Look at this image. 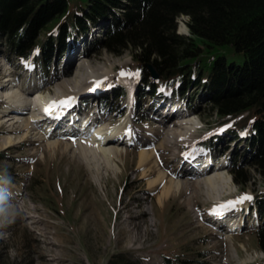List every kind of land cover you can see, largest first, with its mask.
<instances>
[{
  "label": "rangeland",
  "instance_id": "374dc122",
  "mask_svg": "<svg viewBox=\"0 0 264 264\" xmlns=\"http://www.w3.org/2000/svg\"><path fill=\"white\" fill-rule=\"evenodd\" d=\"M187 17L186 14L176 17L178 33L188 34ZM99 30H92L86 38L70 40L66 51L73 49L63 61L51 63L45 74L36 69L37 52L34 59L21 61L7 57L0 42V140L6 135L15 140L8 145L0 144V201L7 199L8 207L28 205L27 212L37 220L23 219L25 212L19 215L13 208L9 211L0 208V264H107L116 253L133 258L136 264H167L164 254L171 252L188 260L176 262L179 264H261L264 250L257 246L254 234L248 231L255 222L256 211H250L248 204L264 189V175L245 163L250 150L244 145L243 133L236 136L238 128L231 126L232 120H220L212 112L206 95L201 90L197 94L193 84L188 86L184 98L179 91H162L153 98L143 93L137 64L128 49L116 55L92 43L93 38L101 35ZM149 71L156 75L154 68L150 67ZM129 72L132 74H127ZM62 79L67 84L58 89ZM99 82L103 87L97 88ZM39 87L40 90L34 91ZM8 88L42 105L59 101L65 94L62 97L75 95L70 102L75 103L84 116H95L111 133L117 130L120 133L126 125L124 120H128L130 128H152L156 118L163 121L167 111L173 112L170 116L177 115L173 118L175 121L180 120V113H187L193 126L178 127L177 131L185 137L173 136L167 148L156 151L162 157L156 169L172 170L179 173L181 180H189L200 174L198 163L205 161L206 164L208 159L207 167H218L216 169L229 177V185L217 183L210 190L200 183L197 199H191L181 186L158 203L156 195L161 184L154 189L147 188L146 179L139 176L136 168L138 147L133 144L118 142V165L112 163L109 168H97L91 156H83L76 148L78 140L85 141L83 135L56 132L49 135L43 132L47 127L42 121L37 123L38 127H28L27 132L17 123L10 124L16 130L2 129L15 118L22 119L40 111L31 107V110L11 113L13 118L4 121L2 114L9 107L3 93ZM122 88L126 93L124 97H120ZM103 95L108 106L101 102ZM20 97L14 99L15 104L20 105L23 98ZM61 113V116L67 114ZM124 132L120 135H125ZM215 136L217 141H212ZM48 139L59 142L55 148L48 147L44 144ZM160 139L158 135L155 144ZM194 152L199 156L190 160L193 161L190 165L186 155ZM234 160L235 167L249 175L243 185L229 174L228 168ZM153 161L151 156L150 164ZM190 167L192 169H188ZM184 170L189 173L183 174ZM243 193L251 194V199L232 206L226 203ZM219 205H225L228 213H241L239 220L234 218L229 223L235 226V230H227L229 234L224 231L227 225H218V221L211 218ZM127 207L138 215L134 218V223H139L136 238L127 232L129 225L124 222L130 214ZM199 249L201 252L196 253Z\"/></svg>",
  "mask_w": 264,
  "mask_h": 264
},
{
  "label": "trees",
  "instance_id": "16d2710c",
  "mask_svg": "<svg viewBox=\"0 0 264 264\" xmlns=\"http://www.w3.org/2000/svg\"><path fill=\"white\" fill-rule=\"evenodd\" d=\"M180 14L188 16V34L176 31ZM96 28L95 45L116 55L129 50L143 91L171 87L184 95L191 84L203 91L220 120L245 132V163L264 175V0H0L3 51L22 61L37 52L44 74L70 40ZM235 165L230 174L243 185L249 175ZM254 197L260 222L249 231L264 250V189ZM172 253L164 254L167 264L188 261ZM136 263L116 253L107 264Z\"/></svg>",
  "mask_w": 264,
  "mask_h": 264
},
{
  "label": "bare ground",
  "instance_id": "6f19581e",
  "mask_svg": "<svg viewBox=\"0 0 264 264\" xmlns=\"http://www.w3.org/2000/svg\"><path fill=\"white\" fill-rule=\"evenodd\" d=\"M185 15V14H183ZM94 30V29H93ZM70 43V41L67 43L66 45V49L68 47V44ZM34 59L32 56L28 59ZM28 60H23V61H28ZM77 60V58H76ZM22 61V60H21ZM79 61V60H78ZM77 61V62H78ZM101 76H99L98 78H100ZM5 80H9V78H6ZM98 80V79H97ZM65 79H62L60 81V83L58 84V89H61L64 85H66L67 83L65 82ZM100 84L97 86V88L99 87H103V83L99 82ZM102 85V86H100ZM13 85H11L12 87ZM41 87L34 89V91L36 90H40ZM90 90V89H89ZM5 98H7L8 100V107L6 108L3 112L2 115H5L4 121H7L9 119H12L13 117H11V113L16 112V113H20L22 110H34L35 108H39V110L42 108V112L39 111V113H37L36 115L33 114H29L26 117L19 119V118H15L13 120H11V122L7 125V126H2L1 128H11L14 129L13 125L11 126L10 124H16L21 127L24 128V130H26L28 127L32 128L34 125L36 127H38V124L40 121L42 122H46L45 126L47 127L43 132L47 133L50 135H56L55 131L52 130L50 131V128H52V123L54 122V120L58 117L59 114H61V112L65 111L67 109V107L69 106V103L67 104H58L56 106H49L48 111H45V106L49 105V102H46L45 104L42 105V103H34V101H32V99L30 98H24L23 94H16L14 93V90L12 88H8V90L3 93ZM23 98H21V97ZM62 96H66L62 95ZM62 96H60V98H63ZM73 97H71V95H69L68 97H71L72 100L75 99V95H72ZM18 97L21 98L20 105L19 104H15L16 100H14L15 98L18 99ZM71 100V101H72ZM25 104V105H23ZM130 107H132L130 105ZM44 111V112H43ZM69 115H74L78 112V107H76V105L72 106L70 109H68L66 111ZM173 112H168V114L163 115L164 119L163 121H160L159 119L156 118L155 120V126H153L152 128H139V129H134L133 127L130 128V125H128V120L125 121V126H123L120 130H117L114 133L109 132V130H106L101 123L97 122L95 120V117L92 115H87L84 117L87 118V120H89V123L86 125V128L88 127V129H86L87 134H83V132H76V128H74V125L76 123L77 120H75L76 118L72 119V123L74 125L67 126V130H69L70 134L71 133H76V134H80L83 135L81 137H83V139L85 140L84 142L80 143L81 141L78 140V144H76V148L78 150V152H80V154H82L85 157H92L91 159H93L95 161V164L97 166V168H100L101 166H103L102 168H109V166H111V164L113 163L114 165H118L116 160V157H119V152L120 149L118 147V142H121L122 144H125L123 142H125V140L128 142V144H133L134 146L138 147V156H137V161H136V168L139 170L140 173V177H143L146 179V184H147V188L149 189H154L156 188V186H158L159 184H161V187L159 189V191L157 192L156 195V200L158 201V203H161L163 201L164 198H166L167 196H169V194L174 191H178L179 188L181 186H184L187 193L189 194V197L191 199L196 198L197 196V192H198V188H199V184L202 183V185H204L207 189H214L216 184L219 183L221 186H228L229 185V177L224 176L223 172L220 171V169H210V167H207L206 170L204 172H200L199 175H197L194 178H190L189 180H181L180 177H178L177 172L169 170V171H165L164 169L158 168L156 169V164L159 163L160 159H162L161 154H157V150L158 149H162L164 147H168V145H170V143L172 142L173 136L177 137L176 135H178V137H185V134H181L180 132H178V127L180 128H185L187 125H191L193 126L194 122H192L189 118L187 113L186 114H179L178 118L180 120L175 121L173 118L176 117V114H172L171 116L169 114H171ZM15 114V113H14ZM176 115V116H175ZM19 116V115H18ZM86 120V121H87ZM85 121V120H83ZM132 121V120H131ZM93 122V123H90ZM38 123V124H37ZM59 123V121H58ZM1 124V123H0ZM80 125H82L80 123ZM90 125V126H88ZM29 128V129H30ZM92 128H96L95 131H92ZM16 130V129H14ZM28 130V129H27ZM27 130L25 132H27ZM124 130L128 131V132H124ZM125 133L120 135L121 133ZM73 134V135H76ZM158 135H161V139L159 142H157V144H155V140L158 137ZM98 136V137H96ZM119 137L118 139H120V141H117L118 139H116V137ZM124 141L122 139V137H124ZM80 137V138H81ZM121 137V138H120ZM41 139V138H40ZM11 141H15L13 140V138L11 137V135H6L4 136L1 140H0V144L2 145H8L9 143H11ZM59 141L54 140V139H48L45 141V146L48 147H53L55 148V146L58 144ZM155 144V146H154ZM66 147V146H65ZM187 154V153H186ZM194 154V153H193ZM192 154V155H193ZM153 156L154 160L152 164H150L149 160L150 157ZM197 156H199V154H197ZM90 159V158H89ZM188 169H192V167L188 168ZM156 171L155 176H152L153 171ZM189 171V170H188ZM187 170L183 171V174H186L188 172ZM189 173V172H188ZM202 189V188H201ZM14 196V195H12ZM18 198H20L19 196H15ZM197 199V198H196ZM16 199H14L15 201ZM238 203V202H237ZM8 201L7 199H2L0 201V208L2 209H7L9 211V208H13L14 211H16L17 214L21 215L23 212L24 215L22 216L23 219L29 218L32 222H35L37 220L34 219V215L30 214L27 212V210L29 209L28 205H24V208H19L16 206V204H14L11 207L7 206ZM227 205V204H225ZM224 205V206H225ZM127 205L125 204L124 207H126ZM128 211L129 207H127ZM7 210L5 211V215H7ZM133 210V209H132ZM118 211V210H117ZM225 212V208H219L216 207L213 210V215L211 216V218H213V220H216L218 215H222ZM139 213V212H138ZM142 213V212H141ZM236 213H232V216H235ZM137 213H135L134 211H130V214L128 215L127 218H124V222L129 225L128 226V231L130 233H133V238H136V228H138L139 223H134V218L137 217ZM140 216V215H139ZM235 220H237V217H234ZM233 222V221H232ZM228 226H230L228 224ZM235 229V226H230L225 228V232L228 233L227 230H232ZM223 231V232H224ZM222 235H226V233H220ZM229 234V233H228Z\"/></svg>",
  "mask_w": 264,
  "mask_h": 264
},
{
  "label": "snow or ice",
  "instance_id": "6c2138e0",
  "mask_svg": "<svg viewBox=\"0 0 264 264\" xmlns=\"http://www.w3.org/2000/svg\"><path fill=\"white\" fill-rule=\"evenodd\" d=\"M121 72H122V74H124V70H121ZM127 74L131 75L132 73L129 72V73H127ZM71 100H72L71 97H63V98H61L59 101H55V100L50 101V102H49V105H46V106H45V111H48L49 106H56V105H58V104H61V105H62V104H67V103H69ZM245 199H251V194H249V193H243V194H241L240 196L235 197L234 199L227 201L226 203H227L228 205L232 206V205H234L235 203L240 202V201H243V200H245ZM218 207H219V208H223L224 205H219Z\"/></svg>",
  "mask_w": 264,
  "mask_h": 264
}]
</instances>
